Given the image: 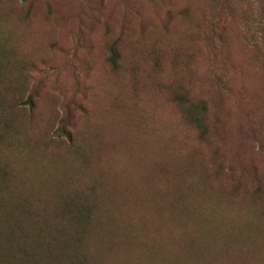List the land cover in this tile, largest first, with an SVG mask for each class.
I'll return each instance as SVG.
<instances>
[{
    "label": "rangeland",
    "instance_id": "rangeland-1",
    "mask_svg": "<svg viewBox=\"0 0 264 264\" xmlns=\"http://www.w3.org/2000/svg\"><path fill=\"white\" fill-rule=\"evenodd\" d=\"M259 6L0 0L9 188L37 196L100 178L111 244L98 264H264ZM178 94L205 103L202 137Z\"/></svg>",
    "mask_w": 264,
    "mask_h": 264
},
{
    "label": "trees",
    "instance_id": "trees-1",
    "mask_svg": "<svg viewBox=\"0 0 264 264\" xmlns=\"http://www.w3.org/2000/svg\"><path fill=\"white\" fill-rule=\"evenodd\" d=\"M25 1V0H23ZM260 3L259 22L264 23V0ZM263 21V22H261ZM262 25V24H260ZM260 39L264 43V27ZM264 25V24H263ZM106 61L111 69L117 67L114 44L107 46ZM181 108L183 119L196 129L199 136L205 132V103L189 101L185 95L173 97ZM19 104L32 107L28 95ZM15 107L0 98V122L8 120L2 111ZM70 149L77 148L68 142ZM12 177L0 168V264H98L101 251L111 244L106 232L110 217H102L103 192L101 179L93 177L71 192L56 188L52 194L34 196L9 188ZM125 240L127 238L123 237Z\"/></svg>",
    "mask_w": 264,
    "mask_h": 264
}]
</instances>
